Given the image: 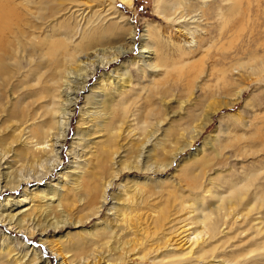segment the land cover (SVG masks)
<instances>
[{
    "label": "bare ground",
    "instance_id": "6f19581e",
    "mask_svg": "<svg viewBox=\"0 0 264 264\" xmlns=\"http://www.w3.org/2000/svg\"><path fill=\"white\" fill-rule=\"evenodd\" d=\"M4 1L6 0H0V117L8 118L12 126L9 128L11 139L7 138L3 143L0 142V264H50L49 259L44 258L34 247L31 248L26 244L25 237L32 239L38 237L39 242L47 247L58 264H73L74 260L81 264H129L130 256L132 254L137 255V248L142 246L143 240L151 235V231L153 234L155 231L164 229L170 216L167 210H160L157 213L151 210L146 217L143 215L141 218L139 215L142 212L140 211L141 208L148 204L151 196L155 194L160 196L161 186L149 185L150 181L147 180L149 184L139 185L134 192L136 196H144L142 198L138 197V200L133 201L131 199V202L125 203V196L122 195L125 193L124 190H121L117 197L113 196L108 201V192L113 187V183L119 179L124 171L135 170L145 174H164L167 168L176 160L178 152L181 153L194 145V142L204 133L211 121V116L221 108L231 107L233 102L220 101L210 104L209 115L205 116L200 124L191 126L185 131L187 138L181 147L178 146L177 142L170 144L174 139L177 141L183 139V135H169V131L163 135L164 140H161L160 144L156 143L153 146L151 140L159 131V126L163 124V121L157 119L154 131L143 134L140 132L141 127L138 126L139 122H136L134 126H129V122L135 121L134 115H128L125 107L118 106V108L113 109L112 96H109L105 90L99 94H94L95 91H98V88L95 87L90 90L88 96L84 97V106L79 109V125H82L81 122H84V120H86L84 124L92 123L91 126L97 129L93 135L104 132L106 139H109V145L106 149L101 145L91 147L93 151L101 149L95 156L97 160L96 169L98 170L97 177L87 175L86 168H88V165L84 161L82 165L77 164L78 167L76 168L68 167L69 170L72 169L70 172H73L75 176V179H73L71 174L69 175L68 172L64 171L67 168L60 170L58 168H60L59 164L62 160V151L68 142L71 122L74 120L75 112L78 109L81 93L86 90L90 78H93L102 68L107 66V68H110L114 62L120 61L125 54L132 51L133 45H126L125 47H115L114 45L125 42L135 31L130 26L118 27L117 23H113L114 27L111 28L104 26L103 10L108 7L106 13L115 11V5L118 3L116 0H84L85 4L92 3L93 6L100 8L99 11L93 13L86 20L88 23L84 29H82L85 22L84 14H79V10H73L69 17L77 16L75 17V26L70 27L69 22L64 21L61 27L58 28L63 31L57 30L58 36L72 38L77 36V32H80L81 29H86L80 35L77 44H73L71 48H68L69 45L65 41L68 39L51 41L46 38L44 40L35 38V41H30L32 38L30 37L28 41L22 37L23 29H21L22 26L20 27L21 24L19 25L23 13L21 15L17 13L18 11L16 12L11 1H7V3H4ZM119 1L128 8H131L133 3V0ZM60 2H58L59 5ZM155 2L158 6L157 15L162 14L167 18V16L173 15L175 11L181 10V17H190L189 20L192 21L190 24H196L193 28H184L185 36H188V38L182 37L185 40L172 45L178 53L177 56L184 52V46L186 45L189 53L196 50L198 44L195 40V34L198 33L197 28L199 26L197 24L200 20L193 13L197 11L192 10L186 0L178 2L174 7L172 6L173 0H155ZM62 3L60 6H62ZM77 3H79L77 0H71L69 1V7H81L76 5ZM28 7L29 3L23 5L25 10ZM45 8L43 6L37 8L39 9L37 13L41 12L42 15L25 12L29 19H33L31 21L27 19L29 23L34 24L33 28H36L34 26H38V24L41 27L46 22L49 26L61 14L58 8L46 14L43 10ZM173 8L175 11L171 12ZM65 10L68 13L71 9L66 8L62 12ZM17 15L20 19L16 20ZM78 17L79 20H77ZM95 17L98 18L97 21L99 22L96 25L94 21L90 20ZM125 24L127 25V23ZM45 26L44 28H46ZM68 29H71V32ZM155 30L157 29L150 26L146 28L147 38L150 39L153 47L144 44L143 48L146 52L143 50V53H151L156 58V62L148 64L149 68L152 70L158 67L167 69L166 62L168 58L162 53L164 46L159 41V35ZM10 36L13 37L11 40L9 39ZM10 41H14V45ZM143 58L145 61V58L149 57L140 56V59ZM23 60H25L28 68H26L27 72L22 74L26 75L28 83L24 84L23 80L25 78L22 76V82L20 81L17 84L16 79L20 77L18 75L21 68H23L21 66ZM106 80H111V78L107 76ZM128 81L121 78L118 81L119 84L116 82L115 92L118 96H123L125 87L129 84ZM101 83H103V80H100ZM111 85L109 82L108 87H111ZM164 91L165 86L163 85L154 95H159ZM237 92L236 97L239 96ZM119 110L121 112L117 113ZM152 114L153 111L151 110L145 111L141 125L146 124L147 117ZM131 118L133 120H130ZM109 119V122L104 123ZM131 127L134 128L131 129ZM11 128L13 129L11 130ZM79 131L77 130L74 135L75 138L78 137L77 141L70 143V150L67 152L75 156L72 159L82 158L77 154V149H80V151L86 149L84 144L88 135L80 134ZM121 131H123L122 135L136 137L134 144H131L128 149H124L123 146L116 147V141L120 139ZM17 143L22 145V150L19 152L12 151V146H16ZM207 143L208 141L205 140L204 144ZM150 144L153 147L156 145L161 147L164 153H167V148L170 145V154L167 156L168 161L164 160V153L155 154L151 149H148ZM129 149L130 152L127 153ZM120 151L127 153L130 157H124L126 161L118 164L117 168L114 169L115 164L119 163V161L117 163L115 161L120 157ZM10 154H12L11 157H9ZM220 155V153H214L217 159ZM192 159L194 164L201 166L200 170L191 176L187 185L188 192L194 194L195 191L201 189V185L198 184L204 178L205 170L212 171L210 167L214 166L213 160L215 159L197 158L196 155H193ZM17 164H20L19 167H17ZM56 172V179L50 180L42 186L38 185L49 176L52 179V175ZM105 172H109L108 175ZM256 179V174H251L239 182L223 180L224 193L210 192L208 194L209 200L213 199L215 202L210 203L212 207L206 209L207 212L205 210L203 212L201 209L205 202L208 203L203 191L200 190L203 195L189 197L191 204L188 208L192 209L189 214L196 216L189 223H185L187 219L179 220V225L183 224L173 229V232L170 233L173 234L172 237L163 238L165 242L171 240L167 246V248L170 247L168 250L170 256L162 259V264H209L208 260L219 264H225L226 261L233 263V260L238 257H233V259L229 257V260L221 258L219 260L218 256H214V252L218 248L224 249V244L232 239L227 233L230 230L229 226L225 228L226 232L220 230V226H217L221 220L230 216H232L231 219L235 220L241 216L245 221L257 209L260 210L264 207V188H253L252 183ZM32 183L35 184L30 189ZM66 186H69L68 192L71 194V197L67 200L68 207L72 209L74 206L82 208L80 214H83V216L80 219H75L74 223L71 222L72 218L69 212L62 209V199L65 196L63 190ZM147 186H150V190H153V192H146L145 188ZM16 192H21V195L13 198V194ZM54 199L58 201L56 209H61L56 216L51 211H46L41 213L39 217L34 218L32 212L35 200L51 204ZM119 203L122 204L120 207L117 206ZM242 206H245L246 212L243 215L236 213L237 209ZM184 209L183 202H181V210L184 211ZM103 210L108 213L113 212L110 216L119 220L123 226L117 227V231L112 230L111 225L108 224L106 219H103L101 223H95L93 229L89 231L82 230L84 224H87L90 219H96ZM148 221H150L149 224ZM177 223L174 224L177 226ZM133 224H135V227L130 229L131 233L126 234L127 229ZM260 224H262L261 229H263L264 221H260ZM68 227L75 230L81 228L78 232L85 234V241L77 240L75 244L71 243L69 245L71 239L69 234L62 239L60 237L54 238L55 234L59 231L64 232ZM193 227H197V230L199 228V231H191V229H194ZM10 232L18 235L15 234L16 237L11 236ZM123 232L126 236L124 238H122ZM130 235L132 237L128 239L127 237ZM217 235L222 236L220 241L208 247ZM137 236L141 237L136 239ZM217 246L220 247L217 248ZM72 252L76 255H74L75 258L71 259L72 256H68V254Z\"/></svg>",
    "mask_w": 264,
    "mask_h": 264
},
{
    "label": "rangeland",
    "instance_id": "374dc122",
    "mask_svg": "<svg viewBox=\"0 0 264 264\" xmlns=\"http://www.w3.org/2000/svg\"><path fill=\"white\" fill-rule=\"evenodd\" d=\"M7 1L13 3L16 12L18 11L17 13L20 15L23 13L21 15L23 18L19 25L21 24L20 27L22 26V37L24 40H28L30 37H32L30 41H35V38L37 40H44L46 38L51 41L68 39L65 40L69 45L68 48H71L73 44L79 42L80 35L86 31V29L82 30L88 23L86 20L93 13L100 10L99 7L93 6L92 3L85 4L84 0H77L79 3L76 5L81 7H69V1L71 0H63L61 2L60 0H55L54 3L53 0L52 2L51 0H6L4 3H7ZM181 1L185 0H173L172 6H176ZM38 2L39 4H37ZM58 2H60V5L62 2L64 3L60 6ZM116 2L118 3L115 5V11L106 13L108 7L105 6V9L103 7V24L106 28L114 27L113 23H117L118 27L130 26L133 28L135 32L132 36L128 37L125 42H119L114 45L115 47L133 45V49L131 52L125 54L120 61L114 62L110 68H107L108 66L102 68L93 78H90L86 90L82 91L81 99L78 101V109L75 112L74 120L71 122L68 142L62 151V160L60 161V168L58 170L68 169L69 166L73 169L78 167L77 164L82 165L85 161L88 165V168H86L87 175L97 177L98 170L96 169L97 160L95 156L101 149L93 151L91 147L101 145L106 149L109 145V139H106L104 132L93 135L97 129L91 126L92 123L84 124L86 120L81 122L82 125H79V109L84 106V97L88 96L90 90L95 87L98 88L99 92L95 91L94 94H99L105 90L109 96H112L111 100L113 103H110H112L113 109L118 108V106L125 107L128 115H134L135 121L129 122V126H134L136 122H139L138 126L141 127V133L147 134L153 132L156 127V120L161 119L163 121V124L159 126V131L151 140L153 146L156 143L160 144L159 142L164 140L163 135L169 131V135H183V139L178 141L174 139L170 144L172 145L177 142L178 146L181 147L187 138L185 131L191 126L200 124L204 117L209 115L210 104L220 101L227 103L233 102L231 107L221 108L211 116V121L204 130V133L194 142V145L181 153L178 152L176 160L173 161L172 165L167 168L164 174H145L135 170L129 172L124 171L121 173L119 179L113 183V187L108 192L109 201L113 196L117 197L121 190H124L125 193L122 195L125 196L124 202L126 203L131 202V199L135 201L136 199L138 200V197L142 198L144 196H136L134 192L139 185L144 183L149 184L147 180L150 181L149 185L162 187V192L159 193L160 196L157 194L151 196L148 204L141 208L140 211L142 212L139 215L141 218L143 215L146 217L151 210L156 213L160 210H167L170 216L167 224H165L164 229L155 231L153 234L151 231V235L143 240L142 246L137 248V255L134 256L135 254H132L129 258V264H162V259L170 256V251H168L170 247L167 248V246L171 240L169 239L168 242H165L163 238L165 237L167 239L172 237L173 234L170 233L173 232V229L183 224L181 223L179 225V220L187 219L185 223H189L196 216L189 214L192 210L188 208L191 204L189 197L193 198L199 194L203 195L201 193L203 191L208 203L205 202L201 209L203 212L204 210L207 212L212 207L210 203L215 202L213 199L209 200L208 194L210 192L224 193L225 185L223 184V180L239 182L251 174H256L257 179L252 183L253 188H264V0H186V2H189L192 10L197 11L193 15L200 20L197 24L199 26L197 28L198 33L195 34L198 48L189 53L186 45L184 46V52L180 56H177L178 53L172 45L177 44L181 40H185L184 38H188V36H185L184 28H193L196 25L195 23V25L190 24L192 23L189 20L190 17H181V10L175 11L174 8L171 9V12L175 11L174 14L167 16V18L162 14L157 15L156 10L158 6L155 0H133L131 8L122 5L119 0H116ZM27 3H29V7L25 10L23 5ZM42 6L43 8L46 7L43 9L46 14L56 8H58L61 14L49 26L48 22H46L41 27L38 24V26H34L36 28H33L32 26L34 24L29 23L33 19H29V16L26 14L34 13L35 15H42L41 12L37 13L39 11L37 8H42ZM66 8L71 9L70 12L67 13V10L62 12ZM73 10H79V14H84L83 18L85 17L84 21L86 23H83L81 31L77 32V36H73L72 38L58 36L57 30L63 31L58 28L61 27L64 21L69 22L70 27L75 26V17L77 16L69 17ZM121 17L123 18L120 20ZM15 19H20L19 15ZM24 19L25 21H23ZM79 19L78 17L77 20ZM97 19L95 17L90 20L94 21L96 25L99 23ZM148 26L157 29L155 32L158 33L159 41L164 46L162 53L169 60L166 62L167 69L158 67L152 70L148 67V64L156 62L154 55H151V53H143L144 51L146 52L143 48L144 44L153 47L150 39L147 38L148 33L146 32V28ZM68 30L71 32V29ZM12 38L11 36L9 37L10 40ZM10 43L14 45V41H10ZM87 55L89 56V53ZM140 56H147L149 58H145L146 60L144 61V58L140 59ZM22 63L23 65L21 66L23 68L19 72L18 76L20 77L16 79V82L18 81L17 84L23 80V77L25 78V81L23 80L24 84L26 82L28 83V79L24 75L27 72L26 68H28V65L26 66L25 60ZM107 76L111 80H106ZM115 78L117 79L115 80ZM121 78L129 80V84L125 87L123 96H118L115 92L117 87L115 84ZM100 80H103V83L100 84ZM109 82L112 84L111 87H108ZM163 85L165 86V91L159 95H154ZM107 88H109L108 91ZM236 92L239 93L237 97ZM147 110L153 111V114L147 117L146 124L141 125L143 123V115ZM118 112L121 111L119 110ZM130 120L133 119L131 118ZM109 121L110 119L104 123ZM11 126L12 124L8 121V118L0 117L1 143L6 141L7 138L11 139V131H9ZM133 128L131 127V129ZM77 130H80V134L84 133L88 135L84 144L86 149H81V151L77 149V154L82 158L72 159L75 156L67 152L70 150V143H75L78 139V137L75 138L74 136ZM122 132L120 133V139L116 141V147L120 148L123 146L124 149H128L131 147V144H134L136 137L132 138L131 136H125V134L122 135ZM205 140L208 141L207 144H204ZM151 144L148 149H151L152 152H155V154L164 153L161 147L157 145L153 147ZM170 145L167 148L168 154L164 153V160L166 161H168L167 156L170 154ZM21 150L22 145H19V143L16 146H12V151L19 152ZM82 152L85 156L84 154L80 155ZM120 152V157L115 161L116 163L119 161V163L115 164L114 169L117 168L118 164L126 161L124 157H130V155H127L130 149L127 150V153ZM215 152L221 154L218 159L214 156ZM193 155H196L197 158L205 157L215 160H213L214 166L210 167L212 171L208 172L205 170L206 174L198 184L201 185V191L197 190L194 194H191L188 192L187 185L191 176L195 175L201 167L199 164H194L192 159ZM11 156L12 154L9 155V157ZM19 165L17 164V167ZM67 169L64 171L68 172L69 175L71 174L72 178L75 179L73 172H70L72 169ZM108 173L105 172L106 175ZM56 174L57 172L52 175V179L49 176L38 185L42 186L48 181L56 179ZM34 184H31L30 189H32ZM68 188L69 186H66L65 190H63L65 196L62 199V209L69 212L72 218L71 222L74 223L76 221L75 219H80L83 216V214H80L82 208H77L78 206H74L73 209L68 207L67 200L71 197ZM145 191L153 192V190H150V186H147ZM19 195H21V192H16L13 194V198ZM57 202V199H54L51 204L35 200L32 212L33 216H35L34 218L39 217L41 213L46 211H51L56 216L61 210L56 209ZM181 202H183V207H185L184 211L181 210ZM121 205L119 203L117 206L120 207ZM245 212V206H242L237 209L236 213L243 215ZM111 214L113 212L108 213L106 210H103L96 219H90L87 224H84L85 226L82 230L89 231L93 229L95 223H101L103 219H106L108 224L111 225L112 230L117 231V227L123 225L120 224L121 222L119 220L110 216ZM231 218L232 216L218 223L217 227L220 226L219 229L224 230V232L227 231L225 228L229 226L230 230L227 233L232 239L227 243L223 242L225 243L224 249L218 248L220 246H217L218 249H215L214 256H218L219 260L221 258L229 260V257L231 259L238 257L236 260H233V263L226 261L224 262L225 264H264V228L261 229L262 224H260V221H264V207L260 210L257 209L245 221H243L244 218L241 216L236 220ZM147 223L149 224L150 221ZM174 223L178 225L176 226ZM173 225L175 226L172 227ZM134 227L135 224L131 225L127 229L126 234L128 232L131 233L130 229ZM74 228L68 227L64 232L59 231L55 234L54 238L57 239L60 237L62 239L65 235L69 234V237H71L69 245L71 243L75 244L77 240L85 241V234L78 232L81 228H77L76 230ZM193 228L191 231L197 230V227ZM197 231H199V228ZM10 233L11 236L18 235L14 232ZM124 233L122 238L126 237ZM131 237L130 235L127 238L129 239ZM140 237L137 236L136 239ZM221 237V235H217L209 243L208 247L217 244ZM24 240L31 248L34 247L41 256L49 259L50 264H58L54 256L49 253L47 247L39 242L38 237L33 239L25 237ZM256 245L258 246L256 247ZM70 255L72 259L75 258L74 255L76 253H69L68 256ZM207 262L209 264H219L211 260ZM73 264L81 263L74 260Z\"/></svg>",
    "mask_w": 264,
    "mask_h": 264
}]
</instances>
